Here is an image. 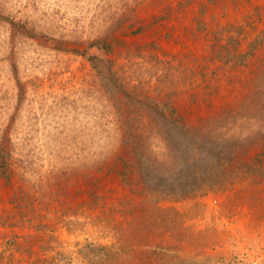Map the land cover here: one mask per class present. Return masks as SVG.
<instances>
[{
  "label": "rangeland",
  "instance_id": "374dc122",
  "mask_svg": "<svg viewBox=\"0 0 264 264\" xmlns=\"http://www.w3.org/2000/svg\"><path fill=\"white\" fill-rule=\"evenodd\" d=\"M100 40L117 43L111 58L119 81L58 50V42L82 51ZM224 44L229 47H219ZM237 47L240 63H223L225 49ZM154 103L172 106L189 128L227 113L225 137L252 159L264 144V0H0V137L8 133L14 171L10 186L0 181V219L11 223V199L21 189L37 212L30 223L44 227L35 252L15 256L17 264L46 262L53 253L40 248L51 240L54 254L64 251L71 264H81L84 246L109 244L90 225L100 209L157 197L153 188L140 187L139 197L124 190L114 167L120 155L131 158L150 187L167 177L162 208L186 214V225L196 230L216 229L218 263L264 264V173H201L170 182L178 158H186L185 141L159 119ZM124 131L133 157L122 143ZM154 160L159 174L146 166ZM86 181L98 185L93 212ZM211 184L231 191L177 200ZM63 213L89 224L68 232ZM8 224L0 227V247L27 234Z\"/></svg>",
  "mask_w": 264,
  "mask_h": 264
},
{
  "label": "trees",
  "instance_id": "16d2710c",
  "mask_svg": "<svg viewBox=\"0 0 264 264\" xmlns=\"http://www.w3.org/2000/svg\"><path fill=\"white\" fill-rule=\"evenodd\" d=\"M207 1L211 3L215 0ZM58 43L61 47L58 49L59 51L81 56L96 72L102 66L110 78L115 81L120 80L114 68L115 60L111 58L118 49L116 41L100 40L90 42L82 51L69 49L62 42ZM219 47L229 46L224 44L219 45ZM225 52L226 58L221 59L223 63L227 62L232 67L240 63L237 60L241 59L243 55L238 51V47L232 52L225 49ZM217 57L219 58V54H217ZM16 84L20 87L19 81H16ZM154 104L157 105L156 107L161 108L159 109V119L174 127L185 141L186 158L179 156L181 159L178 158V168L170 182H174L176 177L180 178L192 174L195 176L201 173L211 177L218 175V173L224 174L226 177H232L235 173H240V170L242 173L247 174L264 173V144L254 157L248 160V152L239 149L238 143L235 144L236 142L231 138L227 139L223 133L228 120L227 113L223 112L212 121H207L205 126L200 125L198 128H189L183 117L172 106L167 103ZM136 116H133L134 122L137 120ZM209 124L215 126L217 132H211L207 128ZM124 134L125 137L122 143L128 156L133 157L128 145L130 141H128L127 131H124ZM176 156L174 155V157ZM146 166L154 172L153 174H159L157 170L161 166L156 160L149 161ZM114 167L115 174L122 187L131 195L141 196L139 188L145 187V190L153 188L157 197L142 198L136 203L131 199L132 201L123 203V206L118 210L110 208L103 211V209H100L99 215L97 214L94 219H91L90 225L104 232L106 237L109 238V244L91 243L84 246L80 250L81 264H220L216 257L219 254L218 249L222 246V239L214 227L196 230L193 226L186 225L188 220L186 214H181L173 208H162L160 206L161 196H165L162 194L170 192L169 187L164 185L167 177L165 179L159 178L162 185L150 187L149 185L153 183L148 184L144 177L136 175L138 167H135L131 158L121 155L116 157ZM13 175L11 142L8 133L4 132L0 137V181L6 186H10ZM90 183L85 182L87 188L85 195L89 203H93V206L88 207V210L93 212L96 210L95 205L99 200L97 193L94 191L95 186L97 188L98 185L95 182H93L94 185ZM206 187L207 189L200 193L192 190L190 193L189 190L190 194L187 192L185 195H180L177 200L190 199L191 201H198L199 198L207 196L206 194L214 196L231 191L230 188L223 189L219 185L211 184ZM32 198L27 192L21 189L16 190L11 199V205L13 206V214L10 216L12 219L9 221L11 223H6V218L0 219V227L8 224L7 227L9 228L27 231L24 236L13 235L2 244L0 247V264H7V262L8 264H17L15 256H27L29 258L35 252L36 242L42 240L40 233L44 231V227L40 223L36 225L30 223L34 218V214H37L36 210L32 209ZM194 214L191 215L190 219L196 217V214ZM37 216L40 217V215ZM86 220L84 218L80 219L77 213L71 215L63 213L61 221L65 229L70 232L89 224ZM94 222H96L95 225H93ZM51 242L53 241L51 240ZM51 242L45 248L39 247L41 250L53 253L43 264H71L70 257L66 252L59 250L54 254V247L51 246Z\"/></svg>",
  "mask_w": 264,
  "mask_h": 264
}]
</instances>
